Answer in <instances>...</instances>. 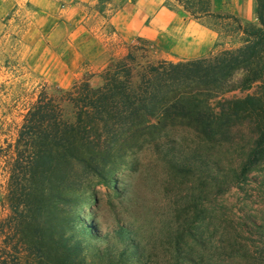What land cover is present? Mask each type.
Listing matches in <instances>:
<instances>
[{
    "label": "rangeland",
    "instance_id": "1",
    "mask_svg": "<svg viewBox=\"0 0 264 264\" xmlns=\"http://www.w3.org/2000/svg\"><path fill=\"white\" fill-rule=\"evenodd\" d=\"M46 21L32 11L29 0H0V218L6 214L1 207L6 179L1 154L40 91L64 98V111L69 114L71 108L59 91L70 90L81 79L100 86L103 70L128 53L134 58L128 60L133 83L147 64L192 60L168 59L151 44L124 40L107 26L104 61L67 74L56 70L57 57L47 38L54 25ZM202 23L216 33L222 49L242 44L232 20L205 16ZM249 96H261L258 85L219 97L231 101ZM215 102L211 98L210 103ZM243 118L223 142L167 118L159 126L133 133L126 124L117 126L110 134L114 145L106 151L101 140L102 160L87 163L90 168L81 175L77 190L69 192L75 203L59 210L65 233L85 238V260L89 264H264V162L230 189L216 186L213 179L222 176L227 184L232 181L238 165L235 155L248 147L256 130L253 118ZM83 224L92 237L81 236ZM106 248L110 260L98 259Z\"/></svg>",
    "mask_w": 264,
    "mask_h": 264
},
{
    "label": "trees",
    "instance_id": "2",
    "mask_svg": "<svg viewBox=\"0 0 264 264\" xmlns=\"http://www.w3.org/2000/svg\"><path fill=\"white\" fill-rule=\"evenodd\" d=\"M174 1L193 18L232 20L242 44L185 62L147 64L134 83L129 63L134 58L128 53L103 70L100 86L81 79L70 90L59 91L71 108L69 114L64 98L40 91L1 154L6 176L1 207L6 214L0 218V264H89L85 238L65 233L59 210L75 203L69 192L77 190L89 163L102 160L100 141L104 140L105 151L114 145L110 134L121 124L133 133L173 119L197 135L223 142L241 117L253 118L256 130L248 147L232 153L238 163L232 181L213 177L214 184L230 189L264 162V0H256L257 26L211 13V0ZM252 85H258L261 96L231 101L219 97ZM84 227L81 236L92 237ZM117 234L121 240V231ZM110 257L107 248L98 255Z\"/></svg>",
    "mask_w": 264,
    "mask_h": 264
},
{
    "label": "crops",
    "instance_id": "3",
    "mask_svg": "<svg viewBox=\"0 0 264 264\" xmlns=\"http://www.w3.org/2000/svg\"><path fill=\"white\" fill-rule=\"evenodd\" d=\"M33 12L54 25L48 34L57 71L75 74L83 65L101 64L107 54L105 28L124 40L151 44L168 59L180 61L222 49L216 33L191 17L176 1L29 0ZM256 0H211L210 12L256 24ZM225 45V44H224ZM229 49V48H228ZM52 51V50H51ZM62 85V84H61Z\"/></svg>",
    "mask_w": 264,
    "mask_h": 264
}]
</instances>
